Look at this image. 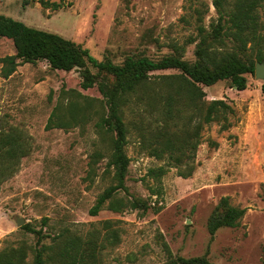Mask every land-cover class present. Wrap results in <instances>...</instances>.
Returning <instances> with one entry per match:
<instances>
[{
	"label": "rangeland",
	"instance_id": "obj_1",
	"mask_svg": "<svg viewBox=\"0 0 264 264\" xmlns=\"http://www.w3.org/2000/svg\"><path fill=\"white\" fill-rule=\"evenodd\" d=\"M213 1L44 0V6L42 0H0V14L74 40L99 60L156 59L175 53L178 45L194 61L197 42L191 38L200 24L210 29L219 17ZM260 12L264 21V8ZM227 46H233L229 39ZM15 53L13 40L0 38V57ZM247 76L244 90L230 80L204 86L207 100L224 99L234 111L227 121L204 125L193 138L198 141L193 158H188L190 151L182 156L177 147L174 159L168 150L158 153L156 133L164 127L158 111L142 103L126 107L131 162L128 191L119 195L142 198L150 207L104 208L92 215L90 208L114 183L109 143L98 132L93 113L105 104L99 85L84 89L82 69H53L47 61L22 63L4 77L0 63V126L21 128L32 139L18 172L0 184V253L22 242L36 245L38 236L24 228L28 224L44 230L46 243L60 233L84 239L96 233L105 244L98 250L100 264H164L172 256L204 254L215 264H264V79ZM74 102L77 119L69 110ZM57 105L61 109L48 128ZM159 167L166 171L157 179L152 170ZM223 197L247 211L238 227H223L212 238L208 222ZM18 218L25 223L18 225ZM107 221L119 230L117 243L104 240Z\"/></svg>",
	"mask_w": 264,
	"mask_h": 264
},
{
	"label": "trees",
	"instance_id": "obj_2",
	"mask_svg": "<svg viewBox=\"0 0 264 264\" xmlns=\"http://www.w3.org/2000/svg\"><path fill=\"white\" fill-rule=\"evenodd\" d=\"M213 4L219 14L217 22L212 23L210 29L200 24L197 37L191 38L192 42H197L194 61L186 59L185 48L178 45H174L175 53L156 59L146 55L129 56L122 64L110 59L99 60L88 48L74 40L0 14V38L12 39L16 48L15 54L0 57L4 77L11 76L22 63L47 61L53 69H82L81 85L84 89L99 85L105 104L93 113L98 116V132L109 143L111 154L108 167L113 169L114 183L99 195L90 208L92 215H98L104 208L122 212L129 208L146 211L150 207L142 198L119 195L121 191H128L126 179L131 162L126 152L129 133L125 122L126 107L142 103L158 111L159 122H164L163 130L156 133L160 147L158 153L168 150L170 159H174L177 147L182 156L190 151L188 158H193L192 151L198 145V141L193 143V138L199 137L204 125L221 119L227 121L229 112L234 111L224 99L207 100L204 86L230 80L239 90H244L248 86L247 75H255L257 62L264 61V21L260 12L264 8V0H214ZM54 6L58 7V4ZM228 39L233 43L232 47L227 46ZM90 65L98 72L93 73ZM169 69L178 72L154 74L155 71ZM78 108L76 102L71 103L72 119H77L75 113ZM59 109L61 106L57 105L48 121V128ZM194 121L197 122L192 126ZM180 122L184 124L182 130ZM227 126L228 122H225L224 128ZM31 140L28 132L21 128L0 126V184L18 172V163L31 152ZM182 156L176 157L178 163L183 162ZM165 171L164 167H159L152 173L159 179ZM188 174L182 173L184 176ZM246 211V208L232 205L229 197H223L208 222L212 238L223 227H238ZM111 224L106 222L108 231L104 240L117 243L120 240L119 230L111 229ZM24 228L38 236L36 245L28 246L22 242L17 247L2 251L0 264L101 263L98 250L105 244L103 240L99 242L96 233L88 239L60 233L46 243L44 240L49 236L42 228L36 229L28 224ZM30 250L33 259L28 261ZM164 264L215 263L204 254L172 256Z\"/></svg>",
	"mask_w": 264,
	"mask_h": 264
},
{
	"label": "water",
	"instance_id": "obj_3",
	"mask_svg": "<svg viewBox=\"0 0 264 264\" xmlns=\"http://www.w3.org/2000/svg\"><path fill=\"white\" fill-rule=\"evenodd\" d=\"M255 75L257 78L264 79V61L263 62H257L256 69H255ZM18 225H22L25 223V220L23 218L17 219Z\"/></svg>",
	"mask_w": 264,
	"mask_h": 264
}]
</instances>
